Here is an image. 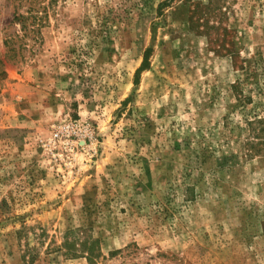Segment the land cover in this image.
<instances>
[{"label": "rangeland", "instance_id": "374dc122", "mask_svg": "<svg viewBox=\"0 0 264 264\" xmlns=\"http://www.w3.org/2000/svg\"><path fill=\"white\" fill-rule=\"evenodd\" d=\"M164 1L0 0V264H264V0Z\"/></svg>", "mask_w": 264, "mask_h": 264}, {"label": "trees", "instance_id": "16d2710c", "mask_svg": "<svg viewBox=\"0 0 264 264\" xmlns=\"http://www.w3.org/2000/svg\"><path fill=\"white\" fill-rule=\"evenodd\" d=\"M174 1L176 0H166L162 2L160 6V12L162 13L163 9L166 6L173 3ZM15 22L22 25V30L26 32V35L27 33L29 34L37 33L39 29V25H40V21L37 18V15L35 14V12L30 13V11L28 15H25V14L16 15ZM9 36L10 37L5 40V43H6V46H8L9 51L11 52L15 50V47H13V43L15 42V37L13 36V34H9ZM6 65H7L6 58H3L0 55V81L6 75V69H5ZM244 128L250 132V136L252 138L250 139L248 143L250 150L255 153H262L264 151V117L257 115L252 119L245 120ZM65 243L66 245L71 244L69 239L65 241ZM90 244H92V242H90L89 240H86L83 242V245H85V251L90 256V260L92 261V264H93L96 256L94 254V251H92V249H89L90 247L88 246H90Z\"/></svg>", "mask_w": 264, "mask_h": 264}, {"label": "built area", "instance_id": "2783aa9c", "mask_svg": "<svg viewBox=\"0 0 264 264\" xmlns=\"http://www.w3.org/2000/svg\"><path fill=\"white\" fill-rule=\"evenodd\" d=\"M73 127H74V123L67 122L63 126V131L66 132L68 135H71L73 131ZM56 136L59 137L60 133H56ZM72 151H74V146L72 148Z\"/></svg>", "mask_w": 264, "mask_h": 264}]
</instances>
